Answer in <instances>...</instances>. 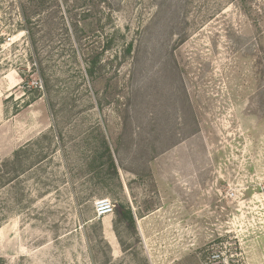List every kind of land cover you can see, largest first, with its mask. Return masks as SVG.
<instances>
[{"label": "rangeland", "instance_id": "rangeland-1", "mask_svg": "<svg viewBox=\"0 0 264 264\" xmlns=\"http://www.w3.org/2000/svg\"><path fill=\"white\" fill-rule=\"evenodd\" d=\"M23 2L32 37L0 0V161L33 160L0 264H264V0Z\"/></svg>", "mask_w": 264, "mask_h": 264}, {"label": "trees", "instance_id": "trees-1", "mask_svg": "<svg viewBox=\"0 0 264 264\" xmlns=\"http://www.w3.org/2000/svg\"><path fill=\"white\" fill-rule=\"evenodd\" d=\"M19 4H20V16L22 18V23L19 24L20 28H22L23 31H27V33L29 34L30 37H32L33 33L31 29H28L26 24L27 23H31V19H30V15L29 13H27V10L25 9V3L23 2V0H18ZM35 6H36V1H34ZM33 3V5H34ZM34 37V36H33ZM31 46L33 48V53H31V56H35L34 59H31V64H32V68L34 70L35 73L38 74V76L41 79V85H39V87L42 88L43 91H40L39 87L35 90V92L37 93L36 96H34V99L32 101H37L38 99L42 98L43 95H48L47 100L49 103L50 107H54V105L52 104V91H53V87L51 86L52 83V75H49L46 72V69L44 67V61L41 58V54L38 51V45L36 41H31ZM98 60L96 61L95 59H92L87 61V73L89 77H94L95 76V72L94 69L96 68V65H98ZM30 104V103H29ZM107 150H108V155L107 157V161L106 164L109 165V167L115 172L114 174H118L117 173V168L115 165V161L113 156L111 155V152L109 150V147L107 146ZM28 150H29V145H25L21 148H19L17 151L14 152L13 156L11 159H6L4 161H0V190H4L7 187H9L13 182H15L16 180H18L20 178V176H22L23 174H25L27 172L26 167L24 165V161H27L29 159L33 160V155L31 156V158H28ZM36 155V156H35ZM34 162H30V168H33L34 166H37L40 164V161H38L40 157V153H35L34 154ZM1 214L3 217L7 216V205H3ZM7 218H4L2 222H4ZM119 219L121 221H124L127 226L131 227L132 229H135V218H134V214L133 211L130 207H125V209L122 211V213H120V217ZM1 222V221H0Z\"/></svg>", "mask_w": 264, "mask_h": 264}, {"label": "built area", "instance_id": "built-area-1", "mask_svg": "<svg viewBox=\"0 0 264 264\" xmlns=\"http://www.w3.org/2000/svg\"><path fill=\"white\" fill-rule=\"evenodd\" d=\"M115 207L110 199H101L96 203L95 212L98 217H106L113 215Z\"/></svg>", "mask_w": 264, "mask_h": 264}, {"label": "water", "instance_id": "water-1", "mask_svg": "<svg viewBox=\"0 0 264 264\" xmlns=\"http://www.w3.org/2000/svg\"><path fill=\"white\" fill-rule=\"evenodd\" d=\"M134 218H135V216H134Z\"/></svg>", "mask_w": 264, "mask_h": 264}]
</instances>
